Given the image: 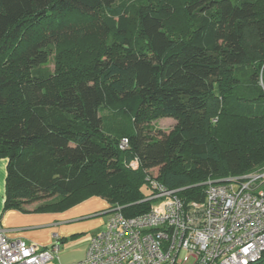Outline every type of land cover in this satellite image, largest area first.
<instances>
[{
    "label": "trees",
    "instance_id": "trees-1",
    "mask_svg": "<svg viewBox=\"0 0 264 264\" xmlns=\"http://www.w3.org/2000/svg\"><path fill=\"white\" fill-rule=\"evenodd\" d=\"M0 159L5 210L126 218L264 169V0H0Z\"/></svg>",
    "mask_w": 264,
    "mask_h": 264
},
{
    "label": "built area",
    "instance_id": "built-area-1",
    "mask_svg": "<svg viewBox=\"0 0 264 264\" xmlns=\"http://www.w3.org/2000/svg\"><path fill=\"white\" fill-rule=\"evenodd\" d=\"M127 140L120 142L125 149ZM139 168L136 159L127 164ZM151 208L126 218L110 208L104 228L90 236L85 258L75 264H255L264 253V169L208 180L202 198L169 190L146 179ZM58 244L36 248L9 240L0 229V264H48Z\"/></svg>",
    "mask_w": 264,
    "mask_h": 264
},
{
    "label": "crops",
    "instance_id": "crops-1",
    "mask_svg": "<svg viewBox=\"0 0 264 264\" xmlns=\"http://www.w3.org/2000/svg\"><path fill=\"white\" fill-rule=\"evenodd\" d=\"M7 160L0 159V229L12 241L36 248L58 244L56 259L48 264H75L85 258L88 239L103 230L110 205L100 196L86 199L62 210L26 211L4 209Z\"/></svg>",
    "mask_w": 264,
    "mask_h": 264
},
{
    "label": "rangeland",
    "instance_id": "rangeland-1",
    "mask_svg": "<svg viewBox=\"0 0 264 264\" xmlns=\"http://www.w3.org/2000/svg\"><path fill=\"white\" fill-rule=\"evenodd\" d=\"M46 68L49 71H53V62H52V60L47 64ZM174 126H175V121L173 119H171V118H168V119H159L158 121L150 123L149 128L150 129H154V130H163L164 132H168ZM257 170H259V169H257ZM254 171H256V170H254ZM156 173H157V171L153 170V171L150 172V176L155 177ZM141 194L143 195V197H147V196H149L150 193H149V190L147 188L143 187L141 189ZM30 208H33V207L31 206Z\"/></svg>",
    "mask_w": 264,
    "mask_h": 264
}]
</instances>
